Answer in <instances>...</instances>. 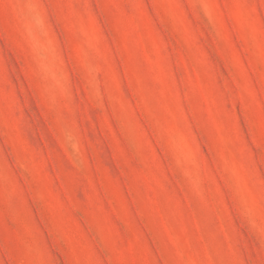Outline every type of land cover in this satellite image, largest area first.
<instances>
[{
	"label": "rangeland",
	"instance_id": "374dc122",
	"mask_svg": "<svg viewBox=\"0 0 264 264\" xmlns=\"http://www.w3.org/2000/svg\"><path fill=\"white\" fill-rule=\"evenodd\" d=\"M0 264H264V0H0Z\"/></svg>",
	"mask_w": 264,
	"mask_h": 264
}]
</instances>
